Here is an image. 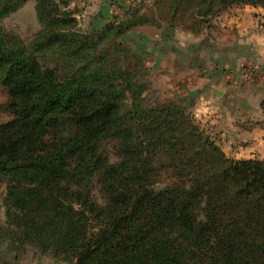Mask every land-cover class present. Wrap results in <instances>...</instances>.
<instances>
[{
	"label": "trees",
	"instance_id": "obj_1",
	"mask_svg": "<svg viewBox=\"0 0 264 264\" xmlns=\"http://www.w3.org/2000/svg\"><path fill=\"white\" fill-rule=\"evenodd\" d=\"M27 1L0 0V19ZM35 1L29 45L0 25L3 235L71 264H264V158L227 156L186 106L152 101L122 39L144 23L200 33L264 0H154L92 31L62 0Z\"/></svg>",
	"mask_w": 264,
	"mask_h": 264
},
{
	"label": "crops",
	"instance_id": "obj_2",
	"mask_svg": "<svg viewBox=\"0 0 264 264\" xmlns=\"http://www.w3.org/2000/svg\"><path fill=\"white\" fill-rule=\"evenodd\" d=\"M130 1L73 2L93 7L96 13L105 11L111 18L125 11ZM136 1L141 6L154 2ZM130 31L141 33V56L161 98L186 106L226 153L264 148V78L242 70L255 67L264 72V6H228L200 33L165 23H144ZM0 189V264H60L1 233L5 192L1 185Z\"/></svg>",
	"mask_w": 264,
	"mask_h": 264
},
{
	"label": "rangeland",
	"instance_id": "obj_3",
	"mask_svg": "<svg viewBox=\"0 0 264 264\" xmlns=\"http://www.w3.org/2000/svg\"><path fill=\"white\" fill-rule=\"evenodd\" d=\"M73 1L74 0H62V6H65L66 10L74 12L75 18L77 21V28H79L80 30L82 31L95 30L96 28H99L103 23H105L104 18L109 19L107 18V13L105 11L96 13V10H94L93 7L77 5ZM35 3H36L35 0H28L15 12L0 19V25L7 32L17 35L20 39L23 40V42L26 45H29L36 38L37 33L39 32L41 28L38 22V19H37ZM152 4L153 2H151L150 4H145L141 6L142 5L141 1L131 0L130 4L128 3L127 6L129 7V6L135 5V8L139 9V12H140L139 14H141V7H144V10L142 12L150 16L152 12L157 10L153 8ZM162 9L164 10V8ZM122 39L125 41L124 43L126 44V46L130 48L131 55L137 56L141 61V57H143L141 56V50L143 49L141 47V33L135 32V31L134 32L127 31L126 33L123 34ZM131 61L134 64V61L133 60ZM148 70L149 72H148V76L146 77V80L149 83V90H148L147 96L152 101L155 99H158L161 101L170 100V99L161 98L159 91L157 90L155 85H153V72L151 71L150 68H148ZM9 99H10V94H9L8 88L4 83L0 81V124L10 121L13 117L10 113V109L8 105ZM187 111H189L193 115L199 127L203 129L209 136H211L212 139L216 142L208 126L204 123H201V121L198 120L197 117L194 115V113L191 112L188 108H187ZM105 145L108 151L113 154L114 149L112 147V144L106 143ZM224 153L233 159H243L244 156H248V155H255L254 157H251V158H258V159L264 158V148L253 149V150H248V151L236 150V152L233 155L229 154L228 152L227 153L224 152ZM112 154H111V159L113 160L114 157ZM0 185L2 186V191L6 192V189H5L6 179L0 178ZM162 187H163V184H157L154 186L155 189H160ZM4 210H5V207H4ZM5 213H6V210H5ZM8 229L9 227L6 224V216H5V224L3 225L1 233L3 234V232H6ZM46 255H48L50 258H52L54 261L60 264H71L69 262L59 261L53 258L49 254H46Z\"/></svg>",
	"mask_w": 264,
	"mask_h": 264
},
{
	"label": "built area",
	"instance_id": "obj_4",
	"mask_svg": "<svg viewBox=\"0 0 264 264\" xmlns=\"http://www.w3.org/2000/svg\"><path fill=\"white\" fill-rule=\"evenodd\" d=\"M244 73L251 75V76H257L260 78H264V72L261 71L258 68L255 67H245L242 69Z\"/></svg>",
	"mask_w": 264,
	"mask_h": 264
}]
</instances>
